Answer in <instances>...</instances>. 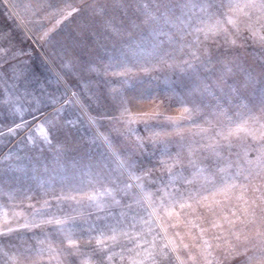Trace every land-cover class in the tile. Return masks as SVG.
<instances>
[{"label": "snow or ice", "instance_id": "6c2138e0", "mask_svg": "<svg viewBox=\"0 0 264 264\" xmlns=\"http://www.w3.org/2000/svg\"><path fill=\"white\" fill-rule=\"evenodd\" d=\"M81 3L83 7L65 3L69 9L66 15L54 0H47L42 10L49 15L59 13L65 19L78 13L86 15L90 22L83 25L85 29L93 23L107 29L114 25L116 13L128 14L125 0H81ZM9 6L16 7L12 0H0V9L12 18ZM135 12L151 35L158 39L165 37L169 45L174 37L183 41L185 36L194 34V38L181 43L178 49L181 55H149L143 63L136 60L132 67L123 65V72L114 73L123 77L122 87H109L105 81L103 93L87 94L88 103L78 93L69 97L67 91L53 87L59 85L60 75L48 77L31 59H23L30 53L15 47L10 33L0 29V145L17 142L7 153L0 151V168L38 169L45 145L51 147L53 141L59 143L58 137L71 138L82 129L91 134L93 143L99 142L104 148L92 170L75 182H67L53 196L55 211L51 210L50 201L44 199L38 208L31 203L26 205L33 210L31 219L25 217L23 223L15 225L4 220L0 225V261L40 264L47 257L49 264H114L116 260L121 264L125 260L128 264H160L174 258L187 264L178 254L182 247L188 261L197 264V255L184 243V235L190 229L184 235L176 230L185 224L183 218L195 216L199 223L188 220L187 225L198 229L201 243L191 247H199L205 260L212 255L208 251L212 244L203 237L209 229H219L213 239L228 245L224 235L227 231L236 240L225 249L226 259L244 257L241 264H252L253 260L264 264V215L256 217L253 212L252 220L241 223L254 227L248 232L243 229L237 232L233 229L239 217L228 208L233 194L239 190L236 199H243L252 180L264 179V103L258 114L245 104L237 105L235 118L225 108L205 112L209 108L205 97L214 90L238 95L241 88L250 86L252 77L238 63L239 57L228 59V56L234 49L248 45L253 46V55L256 50L264 53V0H147ZM53 30L45 32L43 38L48 40ZM217 64L222 66L220 70ZM133 67L144 75L133 73ZM234 68L245 78L234 80L237 77ZM157 70L178 72L197 81L196 87L177 101L179 116L168 115V107L162 101L156 103L157 97L150 94L141 93L138 97L126 94L128 88L148 87L153 79L148 73ZM90 71L98 77L108 75L107 67L102 72L98 68ZM141 99L153 103L148 108L137 107ZM197 115L207 128L193 118ZM208 115L212 119H206ZM105 122L107 130L101 131ZM140 125L147 135H141ZM193 127L198 129L194 135L200 141L178 143V151L171 153V137L183 141L185 128ZM116 140L128 143L133 154L147 157V165L121 156L114 147ZM156 152L161 155L153 163L151 156ZM250 153L255 154V159H249ZM60 155L57 151V160ZM157 171L160 176L153 178ZM4 195L9 200L16 199L15 193L0 189V197ZM23 195L25 200L33 199ZM44 195H48L47 191ZM258 199L264 201V196ZM4 215L7 217L8 213ZM12 215L19 219L23 213ZM39 228L48 231L37 235L33 230ZM169 229L176 231L170 233ZM253 231L261 238L259 245L252 244V248L259 247V257L255 253L248 255ZM27 241H35L38 246L26 245ZM5 249L13 254L9 255Z\"/></svg>", "mask_w": 264, "mask_h": 264}, {"label": "rangeland", "instance_id": "374dc122", "mask_svg": "<svg viewBox=\"0 0 264 264\" xmlns=\"http://www.w3.org/2000/svg\"><path fill=\"white\" fill-rule=\"evenodd\" d=\"M54 2L58 3L61 9H64V15L69 10L65 8V3L83 7L81 0H54ZM12 3L16 5L14 9L11 6L8 9V11L13 13L12 18H8L5 11L0 9V29H3L5 33H10L15 47L22 48L25 52L30 53V56H24L23 59H31L34 62V66L48 77H54L56 74L60 75L59 85L54 84L53 87H59L61 92L67 91L69 97L74 92L78 93L84 103H88V93L96 91L103 93L105 91V81L108 82L107 86L109 87L121 88L120 81L123 77L114 75V73L123 72V65L132 67L136 60L143 63L144 59L149 57V55L163 56L166 53L168 55H181L178 52L181 43L190 42L194 38V34L185 36L183 41L179 37H174L173 43L169 45L165 37L158 39L151 35L148 26L142 19L137 18L135 12V9L139 5L147 3V0H125L128 14L116 13L114 25L107 29L99 23H93L92 27L85 29L83 25L88 24L90 20L86 15L79 13L66 19L59 13L49 15L48 11L42 10L47 0H12ZM37 12L38 14H34ZM256 15H259V13ZM58 19L60 23L57 25ZM253 19H255V15ZM49 29L54 30L49 32V39L45 40L43 38L44 33L48 32ZM165 30L175 31L168 28ZM158 44L159 47H157ZM253 51V46L248 45L234 49L228 56V59L239 57L238 63L243 65L244 69L252 77L250 86L241 88V94L238 95L229 94L227 90H214L212 95L205 97L206 103L209 104V108L205 109V112L210 113L212 110L225 108L229 110V115H233L235 118L234 114L239 111L237 105L245 104L248 109L253 110L254 114H258L259 106L264 103V58H262L264 53L256 50L255 55H253ZM171 62L169 60V63ZM65 64L68 65L67 68L64 67ZM105 67L108 70L107 76L101 75L98 77L96 72L90 71L91 68H98L102 72ZM221 67L219 64L216 65L218 70ZM132 71L138 76L144 75L137 68L133 67ZM234 71L237 73V77L233 79L237 80V82L245 78L238 68H234ZM148 77L153 78L148 87L128 88L126 94L134 97L140 96L141 93L145 96L150 94L157 97L156 103L162 101L163 105L168 107V115L179 116L181 109L177 101L184 93L196 87L197 81L183 77L178 72L166 70L152 71L148 73ZM212 79H215V76ZM152 103V100L141 99L136 106L148 108ZM135 110L136 108L134 107L133 111ZM193 118L198 120L202 127H208L203 120H200L198 115ZM206 119H212V116L208 115ZM181 123H187V121H182ZM213 123H215L214 120ZM107 127L108 125L105 122L101 125V131H106ZM138 127L141 135H147L143 132L142 125ZM197 131L198 129L194 127L185 128L183 141L179 137H171L173 143L169 151L176 153L178 151V143L199 142L200 137L194 135ZM58 141L59 143L53 141L51 147L47 145L43 147L44 155L40 157L41 164L38 169L31 166L23 171H10L6 167L0 168V189L6 193L13 192L16 195L15 200H9L8 195L0 197V225H3L5 219L13 225L23 223L25 217L31 219L33 210L26 207L28 203L38 208L44 199H48L52 204L51 210L55 211L56 202L53 196L58 194L60 188L67 182H75L92 170L95 167L94 161L104 151L103 146L99 142H92L91 134L84 129L71 138L58 137ZM16 143V140H13L9 144L0 145V151L7 153L9 149L14 148ZM114 147L121 156L130 157L138 165H147L148 158L138 153L133 154L130 145L123 140H116ZM57 151L61 153L59 160L56 158ZM184 154L186 155V152ZM160 155L159 152H156L151 156L153 163L160 158ZM249 159H255V154L250 153ZM245 166L247 167V165ZM159 176V171L153 173V178ZM254 188L257 190L254 191ZM45 191L48 193L47 196L44 195ZM23 194L30 195L33 199L31 201L25 200ZM239 194L238 190L233 194L231 200L228 201V208L235 211L239 217L233 230L239 232L243 229L248 232L254 226L248 224V227H245L241 221L252 220L253 212H255L256 217L264 215V211H262L264 209V201L258 199L264 196V179L257 178L252 180L248 184V190L244 194L243 199H236ZM217 199L222 198L217 197ZM245 200L247 204H245ZM15 205L19 206L16 207ZM245 208H247V212H245ZM223 211L227 213L228 209L224 208ZM5 212L8 213L7 217L4 215ZM13 212H20L23 215L16 219L12 215ZM217 212H221V208H217ZM183 219L185 224L176 230H179L181 235H184L190 229V233L184 235V243L189 244L190 251L197 255V264H207V261H211V264H241V260L244 257L236 259H226L224 257L225 249L229 245L235 244L236 240L234 237H229L227 231H225L224 235L228 238V245L223 241L213 239V235L219 232V229H209L203 237V239L208 240L212 244V248L208 250L212 255L205 260L200 255L199 247H191L193 244L199 245L201 243L198 229L187 225L188 220L196 221L197 223L199 221L196 220L195 216ZM204 226L208 227L207 224ZM176 230L169 229L170 233ZM33 231L40 235L48 231V229L39 228ZM31 234L27 233L29 236ZM260 240L261 238L256 237L253 231V237L248 244L250 249L248 255L253 253L257 257L261 255L259 247L252 248V244L259 245ZM15 242L17 244L20 243L19 241ZM27 244L38 246L35 241H27ZM177 244L179 245V239H177ZM218 244H220V247H217ZM5 251H9V255L13 254V251L8 249H5ZM178 254L187 264H191L188 261L187 253L182 247L179 248ZM0 264H13V262L0 261ZM40 264H49L47 257ZM51 264H55V262H51ZM114 264H121V262L116 260ZM123 264H128V261L125 260ZM160 264H180V262L175 261L173 258L172 260L161 261ZM252 264H257V261L253 260Z\"/></svg>", "mask_w": 264, "mask_h": 264}]
</instances>
